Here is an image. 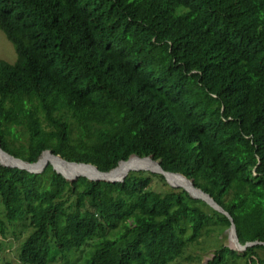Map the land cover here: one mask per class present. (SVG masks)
<instances>
[{
    "label": "trees",
    "instance_id": "16d2710c",
    "mask_svg": "<svg viewBox=\"0 0 264 264\" xmlns=\"http://www.w3.org/2000/svg\"><path fill=\"white\" fill-rule=\"evenodd\" d=\"M0 30L16 53L0 61L4 151L100 171L152 156L223 207L241 242L264 240V0H0ZM18 222L20 264L90 243L75 264H171L229 226L150 172L70 183L0 167V235ZM257 250L220 246L206 264H264Z\"/></svg>",
    "mask_w": 264,
    "mask_h": 264
},
{
    "label": "water",
    "instance_id": "95a60500",
    "mask_svg": "<svg viewBox=\"0 0 264 264\" xmlns=\"http://www.w3.org/2000/svg\"><path fill=\"white\" fill-rule=\"evenodd\" d=\"M48 155L49 160L43 162L40 166H36L35 164L39 161L40 157L43 155ZM0 156H4L10 160L13 165H5L0 162V167L11 169L15 171H22L24 173L30 174H41L44 172L47 166H51L52 170L61 175L66 181L72 183L76 181L78 178H83L89 182L94 183H122L126 179V177L131 172H150L152 174L160 175L163 177L165 183L171 188H180L182 189L190 198L195 200H200L204 202L208 207H210L216 213L223 215L229 221V226L226 228V232L230 235L231 242H233L234 246H228L229 249L236 251L238 253H242L246 251L248 248H252L254 246H262L264 247V240L262 241H252V242H241L238 239L237 229L235 227L234 221L231 216L221 207L216 201L206 192L203 190L195 187L194 182L191 178L186 176L183 173H175L170 171H165L161 166L160 163L152 158V156L142 157L139 155H131L127 160H120L118 163L110 168L107 171H100L95 165L90 163H81V162H74L68 161L62 158L60 155L52 153L50 150H43L33 161H28L11 155L10 153L4 151L0 144ZM135 158L147 163L145 166L141 168H133L128 167L125 171L119 175H114V170L120 163H126L130 159ZM54 163H58L63 166H80L86 168L91 174H94L96 178H88L85 175L74 174L70 177H66L64 173L58 171ZM168 179H181L184 182H187V185H180L177 183H171Z\"/></svg>",
    "mask_w": 264,
    "mask_h": 264
},
{
    "label": "rangeland",
    "instance_id": "374dc122",
    "mask_svg": "<svg viewBox=\"0 0 264 264\" xmlns=\"http://www.w3.org/2000/svg\"><path fill=\"white\" fill-rule=\"evenodd\" d=\"M0 61H4L8 64H14L16 61V53L14 46L6 39L4 33L0 30ZM167 185V184H166ZM151 187L165 191L167 186H164L157 178H153ZM169 187V186H168ZM22 225L25 223L18 222V225L10 227L7 225L5 229V235H0V264H20L17 258L18 250L21 242L25 239L27 228ZM185 236H189L190 230L185 224ZM22 227V228H21ZM231 238L230 235L224 230L221 233H208L204 234L198 239L196 244L188 247L183 258L177 262L171 264H206L207 261L212 257L213 252L220 246H230ZM92 243L84 246L77 253H74L71 257H68V261H62L57 259L56 262L51 264H75L77 260L82 258ZM259 256L264 257V250H257ZM240 262L239 264H241Z\"/></svg>",
    "mask_w": 264,
    "mask_h": 264
},
{
    "label": "bare ground",
    "instance_id": "6f19581e",
    "mask_svg": "<svg viewBox=\"0 0 264 264\" xmlns=\"http://www.w3.org/2000/svg\"><path fill=\"white\" fill-rule=\"evenodd\" d=\"M46 160H49V156L48 155H43L42 158L35 164L36 166H40L43 162H45ZM0 162L2 164H5V165H13V163L8 160V158L4 157V156H0ZM147 163H145L144 161H141V160H138V159H135V158H132L130 159L128 162L126 163H121L120 166H119V170L114 172V175L115 176H119L121 175L126 168L128 167H133V168H141L143 166H145ZM54 166L55 168L64 173L66 177H70L74 174H80V175H85L87 176L88 178H96V176L94 174H91L86 168L84 167H80V166H74L76 167V170H63L62 168L64 167H70L71 165H68V166H63V165H60L58 163H54ZM169 182L171 183H177V184H180V185H187L188 183L187 182H184L182 181L181 179H168ZM230 246H234L233 245V242H230Z\"/></svg>",
    "mask_w": 264,
    "mask_h": 264
}]
</instances>
